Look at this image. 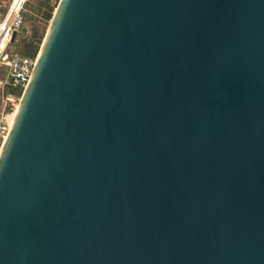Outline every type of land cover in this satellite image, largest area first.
<instances>
[{
	"label": "water",
	"instance_id": "95a60500",
	"mask_svg": "<svg viewBox=\"0 0 264 264\" xmlns=\"http://www.w3.org/2000/svg\"><path fill=\"white\" fill-rule=\"evenodd\" d=\"M14 111L0 264H264V0H59Z\"/></svg>",
	"mask_w": 264,
	"mask_h": 264
},
{
	"label": "built area",
	"instance_id": "2783aa9c",
	"mask_svg": "<svg viewBox=\"0 0 264 264\" xmlns=\"http://www.w3.org/2000/svg\"><path fill=\"white\" fill-rule=\"evenodd\" d=\"M27 0H12L5 16L0 20V67L4 71L0 80L1 88L10 87L23 90L31 75L35 56H23L9 50L13 33H18L24 23L23 7ZM17 104L12 105L11 112H4L0 121V137L6 136L14 110Z\"/></svg>",
	"mask_w": 264,
	"mask_h": 264
},
{
	"label": "rangeland",
	"instance_id": "374dc122",
	"mask_svg": "<svg viewBox=\"0 0 264 264\" xmlns=\"http://www.w3.org/2000/svg\"><path fill=\"white\" fill-rule=\"evenodd\" d=\"M12 0H0V20L5 16L9 5ZM59 0H27L23 7L24 23L22 28L16 34L14 42L9 46V50L16 52L17 54L23 53V46L30 42L35 41L40 37L41 42L45 36L49 21L42 19V12L45 11L46 5L53 8V11ZM52 11V13H53ZM39 44V47L41 45ZM4 71L0 67V80L2 79ZM9 88H1L0 85V121L4 112H11L13 104H17L20 95L16 96L11 94ZM2 144V138L0 137V146Z\"/></svg>",
	"mask_w": 264,
	"mask_h": 264
},
{
	"label": "trees",
	"instance_id": "16d2710c",
	"mask_svg": "<svg viewBox=\"0 0 264 264\" xmlns=\"http://www.w3.org/2000/svg\"><path fill=\"white\" fill-rule=\"evenodd\" d=\"M52 11H53V8L50 7L49 5H46V9L45 11H41L42 12V19L44 21H49L51 19V16H52ZM41 42V38L38 37L36 38L35 41H30L28 43H26L24 46H23V53L21 55L23 56H30V57H34L36 56L38 50H39V44ZM10 89V93L16 96L18 95H21V90H15V89H12L10 87H7Z\"/></svg>",
	"mask_w": 264,
	"mask_h": 264
},
{
	"label": "bare ground",
	"instance_id": "6f19581e",
	"mask_svg": "<svg viewBox=\"0 0 264 264\" xmlns=\"http://www.w3.org/2000/svg\"><path fill=\"white\" fill-rule=\"evenodd\" d=\"M15 113H16V112L14 111V113H13V116H12V117H14Z\"/></svg>",
	"mask_w": 264,
	"mask_h": 264
}]
</instances>
